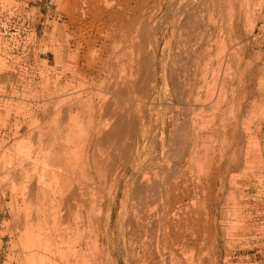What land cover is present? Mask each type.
I'll list each match as a JSON object with an SVG mask.
<instances>
[{
	"label": "rangeland",
	"instance_id": "rangeland-1",
	"mask_svg": "<svg viewBox=\"0 0 264 264\" xmlns=\"http://www.w3.org/2000/svg\"><path fill=\"white\" fill-rule=\"evenodd\" d=\"M65 1L0 0V264H82L74 255L78 248L66 244L68 238L55 247L38 246L35 235L48 233V219L39 221L43 232L38 225L26 224L37 214L41 219L47 214L42 196L32 197L29 188L35 178L31 160L38 139L57 130V112L64 100L71 97L76 107L79 96L98 92L85 83L89 78L84 74H64ZM145 4L146 34L157 45L158 71L146 103L139 149L143 154L153 152L167 125L168 135L178 138L168 146L170 167L175 181L191 183L189 197L170 213L175 229L169 228L165 241L158 243L152 235L145 251L135 249L137 257L132 260L128 245L121 243V229L128 222L120 217L123 187L111 215V240L104 248L103 264H264V0H145ZM145 52H151L149 46ZM189 92L202 100H189ZM45 108L51 113L40 119ZM190 150L192 159L190 155L182 159ZM131 190L129 195L135 197ZM143 198H131L127 204L139 205ZM66 205L59 207L61 228L69 224L74 228L78 215L87 211ZM101 214L105 217L107 211Z\"/></svg>",
	"mask_w": 264,
	"mask_h": 264
},
{
	"label": "bare ground",
	"instance_id": "bare-ground-1",
	"mask_svg": "<svg viewBox=\"0 0 264 264\" xmlns=\"http://www.w3.org/2000/svg\"><path fill=\"white\" fill-rule=\"evenodd\" d=\"M65 4V20L62 25L64 74H71L73 77L84 74L89 78L85 83L93 86L98 92L94 95L88 93L86 98L79 96L76 107L71 103V97L64 100L61 110L57 109L59 116L57 130L44 137V140L38 139L37 150L31 160L35 178L29 188L32 197L38 198L39 196L40 199L42 196L47 214L43 215L42 219L37 214L33 222L29 221L26 224L40 227L39 221L48 219L50 225H47V234L41 236L39 233L37 236L32 231L33 237L36 236L34 239L38 240H36L38 246L46 243L49 247H55L58 241H65L68 238L66 244L72 245L73 249L78 248L74 255L81 257L82 264H103L104 248L111 240L109 237L111 215L121 189L125 187L126 194L121 203V213H119L120 217L122 216L123 220H128V222L123 223L121 243L124 246L128 245L129 256L132 260H136L135 249L140 247L142 251H145L149 243L148 238L152 235L157 236L158 243L165 241L167 231L173 227L169 221L170 213L175 206L189 197V182L183 180L181 184L175 181L174 170L172 166L170 167L168 146H171L178 138L172 133L168 135L167 125H165L161 143L155 149L152 148L153 152L143 154L139 149V137L145 120L146 103L150 93L155 90L153 83L158 71L157 45L154 47L146 34L145 0H66ZM179 15L181 14H178V17ZM220 41L222 42L221 39ZM147 46L151 50L149 54L145 52ZM91 53L94 54L93 59L89 57ZM205 81L208 82V80ZM70 86L71 83L67 80L65 90H69ZM194 94L189 92L186 96L189 100L196 102L202 100L200 96L194 99ZM73 109H76L75 115L72 114ZM50 113V110L45 108L40 119H45ZM192 135L191 140H194L195 134ZM42 148L45 152L40 154ZM189 155L191 156L189 159H192L193 150L186 153L182 159ZM167 166L168 169H166ZM193 187L195 186L191 188ZM133 188L135 197L132 194H130L132 196L129 195V191ZM25 189L28 188L25 187ZM192 190L195 192L194 189ZM142 197L144 198L141 199L142 202L139 205L128 206L129 199L136 200ZM63 203L67 204L66 206L75 204V208L77 205L87 211L85 215L76 214L78 217L74 228L72 224L61 228L59 207ZM104 210L107 211L105 217L101 214ZM179 225L186 226L187 224L178 223L177 226ZM27 226L25 229L28 230L26 231L28 234ZM190 228H193L192 225ZM39 230L43 232L42 228ZM162 234L163 238H161ZM33 237L32 240L29 238L31 244L36 243ZM191 238H193L192 235ZM33 244L29 245L34 247ZM173 244H176V241ZM53 255H55L54 252ZM108 259L109 257L106 258Z\"/></svg>",
	"mask_w": 264,
	"mask_h": 264
}]
</instances>
